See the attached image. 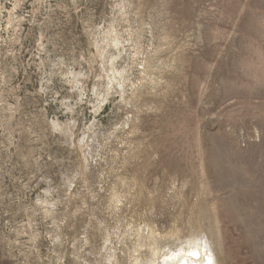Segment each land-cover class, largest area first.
Instances as JSON below:
<instances>
[{
  "label": "rangeland",
  "instance_id": "1",
  "mask_svg": "<svg viewBox=\"0 0 264 264\" xmlns=\"http://www.w3.org/2000/svg\"><path fill=\"white\" fill-rule=\"evenodd\" d=\"M205 240L264 264V0H0V264Z\"/></svg>",
  "mask_w": 264,
  "mask_h": 264
},
{
  "label": "bare ground",
  "instance_id": "2",
  "mask_svg": "<svg viewBox=\"0 0 264 264\" xmlns=\"http://www.w3.org/2000/svg\"><path fill=\"white\" fill-rule=\"evenodd\" d=\"M198 241H189L187 244L188 247H181L178 251L171 252V255L164 256L165 258L163 261L167 264H204L206 261L209 264L213 262L217 263L214 252L207 241L205 240L204 243L197 244L196 242ZM199 256L200 261L195 262L192 260V258L194 259V257Z\"/></svg>",
  "mask_w": 264,
  "mask_h": 264
}]
</instances>
